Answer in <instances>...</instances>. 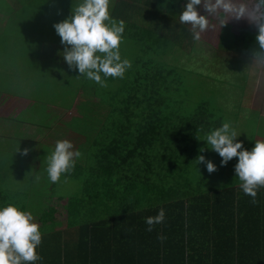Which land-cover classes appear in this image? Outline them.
<instances>
[{"label":"rangeland","instance_id":"obj_1","mask_svg":"<svg viewBox=\"0 0 264 264\" xmlns=\"http://www.w3.org/2000/svg\"><path fill=\"white\" fill-rule=\"evenodd\" d=\"M22 1L25 0H0V20L6 15L3 11H11L14 14L19 12L22 20H26L27 17L33 20L31 26L35 28L31 35L44 34L45 38L37 42L34 40L36 42L34 45L26 38L23 42L21 36L18 38L20 44L32 45L35 48L34 52L38 51L41 57H32L31 74L17 82V90L48 100L59 96L63 100L61 107L67 112L75 104L77 91L82 84L66 69H57L59 63L48 62L52 50L48 37L58 36L53 27L54 23L49 19L53 11L59 12L63 5H66L67 9L60 12L68 18L71 9L75 8L80 0H58L52 7L45 0L44 6L38 3L41 9L29 10L28 12H33L29 15L23 12L24 4L20 3ZM34 1L37 3L39 0ZM113 1L110 0L109 13L115 5ZM2 3L5 4L2 6ZM198 8L203 14V9L199 6ZM25 10L27 11L26 7ZM248 21L247 18L229 19L226 24L233 29L237 25L239 28H245ZM240 31L237 28L231 32H235L238 39ZM227 32L225 27L220 28L212 20L208 30L201 34L198 46L195 43L187 47L171 46L168 41L156 38L151 44L152 48L146 47L145 52L137 57L121 54L122 59H128L131 64L125 71L127 76L109 80L108 77L106 87L90 82L92 85L90 89L93 87L97 95L113 109L106 124L103 142L106 146L114 148L113 164L116 167V177L121 176L123 177L121 179L130 182L134 179L149 181L148 178L152 177L165 188L171 185L181 189H188L189 182L193 179L200 180L198 182L200 189L204 188L211 178L216 183L222 181L220 186H228L239 181L234 172L236 157L227 163L221 177L213 172L207 174L203 169L205 164H198L196 159L199 155L207 157L204 153L208 152L207 142L203 141L205 134L219 127L223 121H231L237 134L247 129L244 133L252 136L254 131L252 122L259 116L258 112L263 111L260 115V125L264 133V72L261 68L256 70L258 62L252 63L253 60H249V65L242 64L247 62L245 58H252L250 50L242 51V54H245L244 59H241V56H229V63L227 59H221L224 53L218 54L217 50L222 51L230 33ZM241 34L245 40L249 35L246 31ZM11 36L17 38L14 33ZM254 36L256 33L251 29V37ZM1 38L0 30V53L11 44ZM227 42L230 43L229 38ZM13 44L15 48L18 47L17 39L13 40ZM239 45L240 43L236 45L233 42V51L239 52ZM125 46L126 44H121V47ZM9 54L16 55L13 58L16 67L24 66V60L17 52ZM4 62L6 59H0L1 68ZM248 73L254 75H250L248 84L255 86H247L245 89L244 83ZM58 74L70 81L58 83L55 79ZM7 76L0 74V90L7 87V80L11 75ZM62 84L65 87H62ZM11 87L16 88L14 84ZM108 111L104 106V118L107 117ZM9 118L0 119V191L14 204L21 205L32 200V208L45 206L46 187L32 186L30 183L38 173L47 176V155L55 147V141L51 138L38 144L29 139H22L19 135L24 132L23 124ZM77 122L78 126L85 124L83 116L78 118ZM52 130H55V127ZM255 140L259 139L254 138L253 142L250 140L243 147L250 150ZM24 149H28L27 155L23 154ZM67 174H62L60 179L65 178L63 175L68 176ZM94 200L90 199V203L95 210L99 209L103 202Z\"/></svg>","mask_w":264,"mask_h":264},{"label":"trees","instance_id":"obj_2","mask_svg":"<svg viewBox=\"0 0 264 264\" xmlns=\"http://www.w3.org/2000/svg\"><path fill=\"white\" fill-rule=\"evenodd\" d=\"M46 1L52 7L58 0ZM185 1L116 0L113 17L126 21L123 36L132 34L136 39L135 52L122 51L121 54L137 57L141 45L154 35L169 40L171 46L187 47L195 43L189 27L180 24L176 18L182 10L181 3ZM35 2H20L24 4L23 12L29 15L33 13L29 10L41 9L39 7L44 6L45 0ZM143 6H150L155 12L145 15L148 8ZM165 8L169 9L164 23L159 18V11ZM66 9L63 5L61 10ZM60 11H53L49 20L53 23L61 20L65 14ZM3 12L6 14L3 19L11 28L1 30V40L10 39L11 43V40L17 39L20 43L18 38L21 36L32 43L45 38L44 34L31 35L35 28L31 26L33 20L28 17L22 20L19 12ZM148 19H152L151 23ZM236 28H239L238 25ZM12 33L17 38L11 36ZM55 38L48 37V42L52 44ZM129 47L126 45L122 50ZM6 52L3 51L0 56ZM13 58L12 54H7L4 66L16 67ZM177 70L180 72L179 68ZM4 73L5 68L0 67V74ZM98 146V159L90 168L97 174H109L113 171L114 148L101 146V143ZM208 157L217 166L213 173L221 177L224 172L220 164L222 158L209 149ZM203 169L209 173L206 167ZM134 187L129 190L120 216L84 225L71 224V227L78 228L75 231L41 232V243L37 247L41 259L36 264H264V187L257 190L254 203L253 198L245 195L239 186L202 190L198 195L171 190L167 198L160 187L147 186L148 190L154 189L157 193V199L149 201L138 186ZM5 203L13 202L8 201L7 195L0 191V204ZM27 204L17 205L27 211ZM160 208L165 210L164 221L153 225L152 231H147L145 218L155 216ZM158 235L164 239H158Z\"/></svg>","mask_w":264,"mask_h":264},{"label":"crops","instance_id":"obj_3","mask_svg":"<svg viewBox=\"0 0 264 264\" xmlns=\"http://www.w3.org/2000/svg\"><path fill=\"white\" fill-rule=\"evenodd\" d=\"M113 2L115 3L116 0H114ZM186 2L187 0L181 3V8ZM143 7H145V9L148 8L147 12H144L145 15L150 11L155 12L150 6ZM130 9L131 5L128 8V12ZM168 9L169 8H165V10L159 11V18L164 23L165 20H167L166 13ZM110 16L114 18L113 9L110 12ZM176 18H178L179 22V17ZM64 19H66L65 16L61 18V20H57L55 23H58ZM148 21L149 23H151L152 19H148ZM124 23H126L125 20ZM223 27L228 30L227 33L230 32L227 36V39H230V43H228L226 39L222 51L217 50L218 54H222V52L224 53V56L221 55V59H227L228 63L229 56H241V59H244L245 54L243 55L242 51H252L257 47L255 36L251 37V29H253L255 33H257V28L250 21H248L247 27L238 28L239 30H241L240 35H238V39H236L237 37L235 36V32H231L233 30H236V27L235 29H233V27H228L227 24ZM7 28H11V26H9L8 24V21L6 19L0 20V30H4ZM245 31L246 34L249 33L246 40L244 39L245 37L243 36V34H241ZM54 37H56V41L52 43L51 58L48 62L52 61L50 63H59L57 69H66L69 74L76 77V80H80L82 84L77 91L75 104L67 112L62 109L61 105L63 104V100L59 96H57L53 100H48L42 99L41 97H38L36 95H31L30 93H20L17 90V82H21V80L28 78L31 74L32 64H30V62L32 57H41L40 53L38 51L35 53V48L30 45L36 44L37 41H33L31 43L29 42L30 40H27L30 44L23 45L19 43L17 48H15L14 45L11 47L9 45L6 48L7 52L5 53V55L3 54L2 56H0V58L2 59H7V54L11 52H17V54H19V56L24 60V66L21 67H10L4 65L2 66L3 69L5 68L4 74L8 75L7 77H10L11 75V77L7 80V87H3V90H0V119H4V117H10L9 120H15L22 123L24 132L19 135L22 139H29L38 144H42L43 141L50 140L51 138L54 139L55 143L57 140L67 139L72 142L73 150H79L82 153V156L79 159H76L73 171L67 174L69 176L63 175V177L65 178L59 179V181H57L56 183H51L48 180V177L42 173H38L37 176L33 177V179L31 180L30 185L32 186L46 187L45 194L47 198H45L44 201L47 204L45 206L41 205L32 208V200L27 202V211L32 213L35 222L40 226L41 232L66 229H69V231H75L78 228L71 227V224L84 225L95 223L100 220L110 219L114 216H120L121 214L119 213H121L122 207L127 201L129 190L132 186H138L141 192H144L143 195L145 198H147L146 200L149 201L151 200V198H154L153 200H156L157 193L154 189L148 190L147 186L160 187L162 189L164 197L167 198L171 190L177 191L181 194L185 193L198 195V193L202 190L210 191L212 189H222L240 185V182L237 181L228 186H220L222 181L216 183V181L212 178L208 179L209 181H207L204 188L201 189L198 187V182L200 181L199 179H193L192 181H190L188 189L175 188L171 187V185L168 188H165L160 182L152 179V177L148 178L149 181L145 179H134L130 182L129 180L121 179L123 178L121 176L116 177V167L113 163V171L111 173L102 175L94 173L91 170L92 168H90L93 164L90 165V163H94V161H97L98 159V144L101 143V146L105 145V143L103 142V137L106 132V124L109 121V117L113 109L109 103L105 102L101 97L97 95V92L95 89H93V87L90 89V87L92 86L90 80L85 79L83 76L78 77L77 75L80 74L75 69L70 71L67 63L64 61L62 55H60L65 46L60 43L59 36ZM156 38L160 39L161 41L165 40L161 35H154L153 37H151V39L145 41L141 45V47L139 48V54L144 53L146 47L152 48L151 44H153V41ZM135 40V36L132 34L122 36V40L120 43V53L122 51L135 52ZM7 41L10 43V39H8ZM23 41L24 40H22V42ZM165 41H168L170 43L169 40ZM199 41L195 42L197 46L199 44ZM233 42L236 45L240 43L239 52L233 51ZM11 43L13 44V40H11ZM123 43L126 45H130L131 47L122 50L121 44ZM48 53L46 54L48 55ZM12 56L15 57L16 55L12 54ZM160 58H162V56H160ZM245 60L247 62L242 64L249 65V60L252 61L253 59L245 58ZM254 62H258V67L256 68V70L258 71L261 68L264 72V61L253 60L252 63ZM124 75L127 76V72ZM250 75H252V73H248V76H246V82L244 83L246 84L245 89L247 86H255L249 85L247 82L251 78ZM55 79L58 83H66V81H70L64 79L60 74L56 75ZM109 79L113 78L109 77L108 80ZM13 84L16 87L15 89L11 87V85ZM62 87H65V85L62 84ZM70 92L71 90L68 91V94H70ZM244 92L246 94V90ZM104 106L107 109H110L106 118H104L103 113ZM222 111L224 112V110ZM260 112L261 111L258 112L259 116L255 117V120L252 122L254 124V131L252 136H247V134L244 133L247 129L243 132L239 131L240 133L237 134L239 136L237 139L243 140V145L249 143L250 140L251 142H253L254 138L264 140V133H262V126L260 125V115L263 114V111L262 113ZM82 116L83 122L85 124H81L82 126H78L77 119L81 118ZM53 127H55V130H52ZM204 153L207 154V157L205 158L206 161L209 160L208 152ZM222 167L226 169V165ZM37 177H39V179H37ZM181 182L183 183V180H181ZM210 185H213L214 187L211 188ZM131 191H133V189ZM146 192L149 195H147ZM90 199H95L94 201L103 203L99 209L96 208L95 210L93 208V205L90 203Z\"/></svg>","mask_w":264,"mask_h":264},{"label":"clouds","instance_id":"obj_4","mask_svg":"<svg viewBox=\"0 0 264 264\" xmlns=\"http://www.w3.org/2000/svg\"><path fill=\"white\" fill-rule=\"evenodd\" d=\"M109 5L110 0H80L68 18L53 25L60 43L65 46L60 55L69 69H75L80 74L78 77L83 76L100 87H106L108 77L123 78L131 67L130 61L122 59L120 53L125 23L110 16ZM198 6L202 7L203 14ZM241 18H247L257 28V47L252 50V59L264 61V0H187L179 13V22L189 26L193 41L201 39L212 20L222 28L229 19ZM238 137L231 121L226 120L209 130L203 141L222 158L221 166L237 158L234 172L240 181L239 187L254 203L257 190L264 187V140H255L249 150ZM27 153L28 149H24L23 154ZM81 156L79 150H73L71 141L57 140L47 155L48 180L59 181ZM196 159L198 164H205L209 173L216 171L217 166L211 160L206 161L205 156L199 155ZM164 219L163 208L155 216L146 217L147 231H152L153 225ZM41 238L40 226L31 212L14 203L0 204V264H36L41 259L37 253ZM157 238L164 239L160 235Z\"/></svg>","mask_w":264,"mask_h":264}]
</instances>
